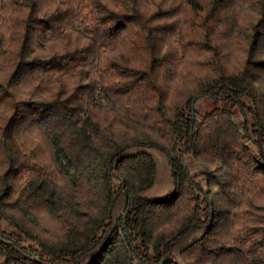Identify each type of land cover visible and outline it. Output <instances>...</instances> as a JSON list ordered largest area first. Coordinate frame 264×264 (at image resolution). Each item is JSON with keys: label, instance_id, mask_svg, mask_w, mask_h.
I'll list each match as a JSON object with an SVG mask.
<instances>
[{"label": "trees", "instance_id": "trees-1", "mask_svg": "<svg viewBox=\"0 0 264 264\" xmlns=\"http://www.w3.org/2000/svg\"><path fill=\"white\" fill-rule=\"evenodd\" d=\"M251 193L264 0H0V264H264Z\"/></svg>", "mask_w": 264, "mask_h": 264}, {"label": "rangeland", "instance_id": "rangeland-1", "mask_svg": "<svg viewBox=\"0 0 264 264\" xmlns=\"http://www.w3.org/2000/svg\"><path fill=\"white\" fill-rule=\"evenodd\" d=\"M205 106L202 107V109L204 110ZM236 121H239L240 119L238 117L235 118ZM70 173H73V169L69 170ZM223 175L222 177L227 180L231 185L229 186V188L227 189V193L230 194V196L234 197V196H238L239 194H243L244 198H246L248 193H245L244 189H240V190H236V188H240L238 186L237 182H234V175L232 173H230V171L228 170H222ZM228 172V173H227ZM244 190V191H243ZM247 192V191H246ZM251 201L254 205L256 206H263L264 205V196L261 193L258 194H252L251 193ZM244 204L247 203V201L244 199ZM223 208V207H222ZM224 209V208H223ZM39 214H43L42 210H39ZM42 218V217H41ZM40 218V219H41ZM43 222V224H49L48 220H41ZM51 223V222H50Z\"/></svg>", "mask_w": 264, "mask_h": 264}]
</instances>
